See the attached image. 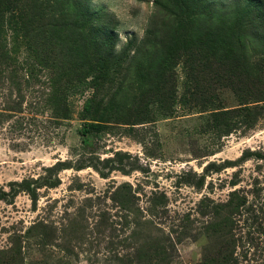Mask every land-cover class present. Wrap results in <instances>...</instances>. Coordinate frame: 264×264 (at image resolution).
<instances>
[{"label":"rangeland","instance_id":"374dc122","mask_svg":"<svg viewBox=\"0 0 264 264\" xmlns=\"http://www.w3.org/2000/svg\"><path fill=\"white\" fill-rule=\"evenodd\" d=\"M21 1L43 17L30 42L38 53L20 41L31 76L18 72L20 92L0 87V264H264V106L224 113L237 99L212 84L217 102L192 107V55L168 49L219 43L243 16L236 38L249 60L264 56V0ZM87 21L113 32L123 59L97 91L99 109L172 82V114L149 98L152 121L88 128ZM197 71L203 87L211 75Z\"/></svg>","mask_w":264,"mask_h":264},{"label":"trees","instance_id":"16d2710c","mask_svg":"<svg viewBox=\"0 0 264 264\" xmlns=\"http://www.w3.org/2000/svg\"><path fill=\"white\" fill-rule=\"evenodd\" d=\"M23 7L21 0H0V87L7 83L15 92H20L19 86L21 84H18L16 80L18 72H22L25 76H31V67H33L32 63L30 65L28 61L20 59V41L26 39V47L31 50L29 53L37 52L31 49L30 42L34 37V30L38 29V23L41 22L43 17L42 12L38 9V4L37 7L31 10L30 14L25 13ZM60 20H64L62 15L59 16ZM88 22L89 24L86 25ZM242 22L243 16H236L233 26L227 28V33L222 36L219 43L217 40H212L211 43L205 45V48L200 43L196 47H189L178 39H174L171 43L173 44L172 47L168 48L170 55L173 56H177L179 53L192 55L190 66L193 70L194 81H191L190 86L188 84L186 96L189 95L188 102H191L192 107L200 106L199 111H205L206 106H212L218 100L215 88L210 89L212 84L228 87L237 99L238 107L234 110L224 111V113L238 111L244 112L245 117H249L250 115H257V112L253 110L258 108L257 104L259 102H262V105L259 106H264V56L252 60L247 57L244 43H241L235 36L236 29L234 26L241 25ZM87 23L83 25L87 45H91L92 39L96 41L95 46L88 48L91 53L96 51V57L89 62L86 71H84L85 78H89L88 81L85 80V84H89L94 90L93 94L86 99L84 105V111L90 114L91 120L96 121L89 123L88 128L97 129L101 122H111L112 120H119L122 123L152 121V117L146 109L149 98L160 104L162 115L172 114L173 109L169 102L176 96L175 85L172 82L163 88L158 86L153 91L141 90L140 93L132 94L129 104L114 106L116 111L112 110L111 112L113 107L108 105V102L111 103L109 100L104 103L103 109H99L102 99H97V91L101 89L104 82L111 80V75L116 71L118 64L123 63V59L113 55L111 49V34L113 32L96 29L94 27L95 21H87ZM54 24L57 25V22L54 21ZM49 37V35H46L42 39H48ZM217 52L221 55L219 58L216 56ZM134 54L135 52L132 54L127 53V58L132 60ZM34 63L36 66H41L43 70L47 67L46 60L39 57V55L34 57ZM206 69L211 77L203 87H200L195 82L197 70L202 72ZM48 78V81L54 87L58 82L56 75L52 73ZM206 95L208 98H206ZM183 98L185 97L183 96ZM251 103L255 104L249 105ZM5 109L10 112L18 111L15 106H7ZM120 109H126L129 112L120 114L117 112ZM215 113L217 112H211V114ZM86 130L82 131L83 135L86 134Z\"/></svg>","mask_w":264,"mask_h":264}]
</instances>
